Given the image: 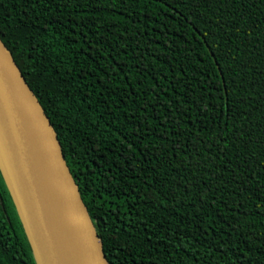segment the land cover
<instances>
[{
  "label": "trees",
  "instance_id": "trees-1",
  "mask_svg": "<svg viewBox=\"0 0 264 264\" xmlns=\"http://www.w3.org/2000/svg\"><path fill=\"white\" fill-rule=\"evenodd\" d=\"M110 264H264V0H0ZM0 264H36L0 172Z\"/></svg>",
  "mask_w": 264,
  "mask_h": 264
},
{
  "label": "water",
  "instance_id": "water-1",
  "mask_svg": "<svg viewBox=\"0 0 264 264\" xmlns=\"http://www.w3.org/2000/svg\"><path fill=\"white\" fill-rule=\"evenodd\" d=\"M0 172L36 264H110L58 134L1 37Z\"/></svg>",
  "mask_w": 264,
  "mask_h": 264
}]
</instances>
